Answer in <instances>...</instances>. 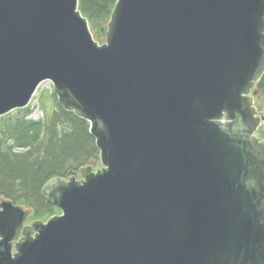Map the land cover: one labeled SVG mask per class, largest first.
<instances>
[{"label":"water","instance_id":"1","mask_svg":"<svg viewBox=\"0 0 264 264\" xmlns=\"http://www.w3.org/2000/svg\"><path fill=\"white\" fill-rule=\"evenodd\" d=\"M263 74L264 0H117L102 45L78 0H0V118L50 82L104 167L49 182L15 253L1 199L0 264H264Z\"/></svg>","mask_w":264,"mask_h":264},{"label":"trees","instance_id":"2","mask_svg":"<svg viewBox=\"0 0 264 264\" xmlns=\"http://www.w3.org/2000/svg\"><path fill=\"white\" fill-rule=\"evenodd\" d=\"M116 2L78 0V11L105 36ZM255 91L264 94V74ZM52 96L57 112L44 121L27 120L25 115L0 118V199L28 208L31 218L41 222L56 212L42 196L44 187L52 180L76 175L100 154L89 123L65 112L54 92ZM18 111L29 114L28 107Z\"/></svg>","mask_w":264,"mask_h":264},{"label":"rangeland","instance_id":"3","mask_svg":"<svg viewBox=\"0 0 264 264\" xmlns=\"http://www.w3.org/2000/svg\"><path fill=\"white\" fill-rule=\"evenodd\" d=\"M93 26L94 25L89 26V30L91 32L93 40L95 42H97L99 45L104 44L106 41V33H105V36H100L102 33L99 32V28L93 27ZM52 94H53L52 84L50 82H44L43 84H41L39 86V88L37 89L35 95L33 96L32 100H31L30 104L28 105V109H29L28 115L24 114L23 111L15 110L6 116H9L10 118L14 119L15 117H21V116L25 115L27 120H31V121H35V122L44 121L47 117L51 116V114H53L54 112H57V107L55 105ZM255 106L258 108V110L264 116V94H258L255 97ZM0 125H1V122H0ZM8 144L11 145L12 141H8ZM88 166L91 168L90 171L92 173H97V170H101L104 168L100 162L99 157L97 160L91 159L89 161V164L87 166H83L82 168H86ZM80 170H81V168L79 169V171L77 172L76 175H72L76 182L81 180V178H82L81 177L82 174H81ZM65 180L68 181L69 178L65 179ZM0 201H1V199H0ZM22 208L24 210H28V208H26V207H22ZM60 215H61V211L56 209L55 214L52 215L50 218L55 217V216H60ZM49 219L43 220L42 223H46ZM35 221L36 220H33L32 218H30L29 222H27L28 227H30L32 225V223ZM32 233H34V232H32Z\"/></svg>","mask_w":264,"mask_h":264},{"label":"flooded vegetation","instance_id":"4","mask_svg":"<svg viewBox=\"0 0 264 264\" xmlns=\"http://www.w3.org/2000/svg\"><path fill=\"white\" fill-rule=\"evenodd\" d=\"M255 87H256V85L254 86V88L250 91V94H249V98H251V100H252V106L250 107H248L247 109H251L252 107H254L255 108V114L257 115V116H255V117H258L259 118V120H260V125H259V127H258V129H257V131L255 132V137L257 138V139H259V140H262V141H264V123L261 121V119H262V117H264L263 116V114L258 110V108L255 106V97L258 95V93L255 91ZM82 177V176H81ZM83 180V178H81V181ZM30 218H31V216H29L28 218H27V220L23 223V226H22V230H21V232H20V234H19V237H18V239L15 241V242H13L12 243V253H15V249H14V247H15V245H16V243L22 238V232H23V230L24 229H29V228H27L28 227V225H27V222H29V220H30ZM29 231V230H28ZM30 232V231H29ZM34 235H35V233H30V236L31 237H34Z\"/></svg>","mask_w":264,"mask_h":264}]
</instances>
